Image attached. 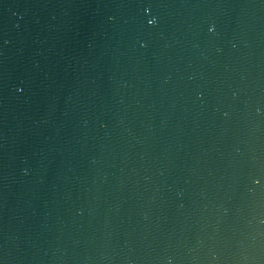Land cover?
Masks as SVG:
<instances>
[{
    "label": "water",
    "instance_id": "1",
    "mask_svg": "<svg viewBox=\"0 0 264 264\" xmlns=\"http://www.w3.org/2000/svg\"><path fill=\"white\" fill-rule=\"evenodd\" d=\"M0 264H264V0H0Z\"/></svg>",
    "mask_w": 264,
    "mask_h": 264
}]
</instances>
